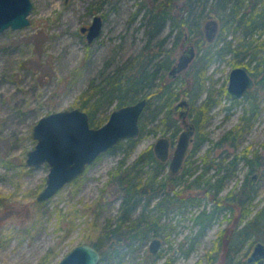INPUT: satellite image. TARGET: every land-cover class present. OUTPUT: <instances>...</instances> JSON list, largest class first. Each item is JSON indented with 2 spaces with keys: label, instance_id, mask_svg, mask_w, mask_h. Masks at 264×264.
Returning a JSON list of instances; mask_svg holds the SVG:
<instances>
[{
  "label": "rangeland",
  "instance_id": "obj_1",
  "mask_svg": "<svg viewBox=\"0 0 264 264\" xmlns=\"http://www.w3.org/2000/svg\"><path fill=\"white\" fill-rule=\"evenodd\" d=\"M31 1L33 7L28 14V24L0 31V264H55L73 245L98 240L106 222L109 219L115 221L123 194L114 183L112 172L124 152H101L76 180L62 185L48 199L38 200L36 196L44 188L50 166L47 162L37 167L28 164L27 151L35 146L36 138L32 132L39 117L56 109L75 107L77 95L90 81L101 77L104 72L114 71L118 64L136 56L151 34L144 13L154 0ZM208 1L210 4L211 0ZM209 4L205 7L206 15L213 13L218 17L215 11H210ZM94 13L102 15L104 25L99 36L88 42L80 26L88 24ZM206 15L202 17L201 27ZM169 29V24H166L158 33L152 34L149 54L160 51L163 54L158 41L170 32ZM231 35L228 33L227 38ZM173 39L174 33H171L163 45L173 46ZM187 43L174 47L175 59ZM195 47L197 51L196 43ZM232 59L230 53L225 57L217 56L208 68L214 81H211L212 91L218 98L209 111L210 117L206 123L209 138L191 155L193 162L183 163L178 174L187 166L197 172L202 170V156L208 148L210 155L217 159L227 154L230 157L233 153L231 146H215L218 138L239 122L245 104L242 97L237 103L232 102L231 94H224L220 89L233 67ZM191 72L192 64L179 73L178 84H182L183 79L191 78ZM253 87L259 115L252 127L242 134L236 151H249V155L257 152L264 156V90L257 89V85ZM184 96L190 98L184 92L174 103ZM200 101L201 98L196 101L195 109ZM112 108L114 103L103 111L109 114ZM182 108L176 105L174 109L173 117L180 127L175 136L163 133L157 118L149 120L148 130L138 139L132 152L123 158L124 166L132 163L145 148L153 150L154 142L164 135L172 140L170 157L179 132L185 129L180 115ZM190 110L191 106L188 121H192ZM194 142L188 147V156ZM168 162L161 174L170 173ZM238 167L237 175L231 177L223 192L240 182L248 170L244 159ZM261 171L258 175L259 189L254 197V211L264 204V164ZM191 178L189 176L181 186L193 191L195 198L199 199L196 201L192 198L193 201L182 204L179 209L174 206L162 213L161 221L171 224L168 239L162 238L158 251L154 253L148 247L151 236L135 241L132 246L127 245L123 248L126 250L124 264H149L152 260H155V264H164L170 257H173L172 264H194L197 261L198 264L221 263L224 245L218 254L211 250L217 232L229 225L224 212L217 216L194 246L190 245L192 239L187 238V234L191 235L197 229L193 215L203 206L210 209L212 204L211 198L206 197L200 189L188 186ZM136 214L137 211L132 215L135 217ZM254 245L255 242L248 252ZM111 264L119 263L111 261Z\"/></svg>",
  "mask_w": 264,
  "mask_h": 264
},
{
  "label": "trees",
  "instance_id": "obj_2",
  "mask_svg": "<svg viewBox=\"0 0 264 264\" xmlns=\"http://www.w3.org/2000/svg\"><path fill=\"white\" fill-rule=\"evenodd\" d=\"M210 2L209 4L208 0H154L144 13L147 25L151 27V34L143 49L136 56L118 64L114 71L104 72L101 77L90 81L77 95L75 106L88 112L89 121L94 126H99L106 120L109 114L103 110L112 103L114 107H118L141 99L142 96L147 97L139 118L141 129L139 134L122 138L111 146L109 151L120 150L124 152L123 158L128 156L138 139L148 130L149 122L155 118L159 120L158 124L163 133H169L174 137L180 129L176 118L173 117L176 107L174 101L185 92L190 96L189 115L192 116L195 127L193 149L191 154L184 158V163L190 161L191 155L209 138L206 123L210 117L209 111L218 98L212 91L214 81L208 68L217 56L225 57L230 53L233 58L232 65L245 66L253 75L257 89L264 90V0ZM208 4L210 11L217 13L220 23V30L212 42L205 39L201 27V20L206 15L205 7ZM197 6L199 7L196 11ZM212 14H207L206 17ZM166 24H169L170 32L158 41L163 54L161 51L149 54L152 34L158 33ZM171 33H174V44L165 47L163 41ZM228 33L232 34L230 38H227ZM187 41L197 44V53L191 61V78L183 79L182 84H178L180 74L172 76L168 70L175 61L174 47ZM220 89L222 93H228L226 82ZM253 90L254 87L249 88L241 96L245 99V104L239 122L225 131L215 142V146L218 147L231 146L233 153L230 157L227 154L217 159L210 155L208 148L202 156V170L197 172L191 166H187L181 174H178L179 171L161 174L166 161L160 160L150 147L137 155L132 163L124 166V159L119 161L112 172V178L122 190L123 196L115 221L109 219L99 239L91 243L100 251L98 264H111V261L124 264L126 250L123 248L127 245L132 246L137 240H146L149 236L151 239L153 237L168 239L171 224L161 221L162 213L174 206L179 209L182 204L193 201L191 200L195 198L193 191L181 186L189 176L192 178L189 179L188 186L200 189L212 201L210 209L203 206L193 215L197 229L195 233L187 234V238L192 239L190 245L194 246L193 244L198 242V238L212 225L217 216L224 212L230 222L217 232L211 251L214 250L215 254H218L224 245L220 264H255L248 261L246 256L252 243L264 241V204L253 210L254 197L259 189L258 175L262 172L264 156L257 152L249 155V151L245 153L236 151L242 134L252 127L259 115V106ZM200 98V104L195 109V103ZM231 100L237 103L240 97H232ZM242 159L248 167L247 172L240 182L237 181L223 192L231 177L237 175L238 165ZM192 162L191 160L190 163ZM212 169L214 170L211 171ZM154 198L157 200L152 203ZM198 199L195 198L196 201ZM135 211L137 214L134 217L132 214ZM240 253L243 254L239 255ZM172 260L173 257H170L164 264H172ZM149 264H155V260Z\"/></svg>",
  "mask_w": 264,
  "mask_h": 264
},
{
  "label": "water",
  "instance_id": "obj_3",
  "mask_svg": "<svg viewBox=\"0 0 264 264\" xmlns=\"http://www.w3.org/2000/svg\"><path fill=\"white\" fill-rule=\"evenodd\" d=\"M32 7L31 0H0V31L28 24V14ZM103 25L102 15L94 13L89 24L80 26V31L85 32L91 42L99 36ZM219 25V19L214 15L205 18L202 28L208 42L216 37ZM180 52L168 70L173 76L187 68L197 53L193 42L187 43ZM226 82L227 90L233 98L243 96L245 91L255 85L250 70L239 64L230 68ZM146 102L147 97L142 96L141 99L112 108L99 126L91 125L88 112L79 106L56 109L39 117L32 132L36 143L27 151L26 161L36 167L47 162L50 167L44 188L38 192L36 199H48L62 185L80 176L101 152L108 150L122 138L137 136L141 130L139 118ZM177 104L187 105L188 98H181ZM186 112V108L181 110L185 129L179 132L172 155L169 157L171 142L168 136H159L153 145L154 154L160 160L166 161L169 158V169L173 173H177L182 167L193 138L194 127L187 122ZM161 242L160 237H153L148 246L150 251L156 252ZM250 253V261L264 256V242L255 241ZM99 259V249L84 241L73 245L55 264H98Z\"/></svg>",
  "mask_w": 264,
  "mask_h": 264
},
{
  "label": "flooded vegetation",
  "instance_id": "obj_4",
  "mask_svg": "<svg viewBox=\"0 0 264 264\" xmlns=\"http://www.w3.org/2000/svg\"><path fill=\"white\" fill-rule=\"evenodd\" d=\"M89 24V23H88ZM82 33V35H84L85 36V32L83 33V32H81ZM87 37V36H86ZM88 40V39H87ZM89 42V41H88ZM193 42V41H192ZM194 43V42H193ZM178 57V56H177ZM176 60V59H175ZM173 76V75H172ZM184 97H187L188 98V104L187 105H183V106H181V108L182 109H187V112H186V117H188L187 115H188V112H189V107L191 106L190 105V98L188 97V96H184ZM184 97H182V98H184ZM179 106L178 104H177V102L175 103V106ZM180 115H181V111H180ZM181 117H182V115H181ZM182 120H183V117H182ZM187 122H189V123H191L192 125H193V127H194V124H193V122L192 121H188L187 120ZM184 124V123H183ZM185 125V124H184ZM194 130H195V127H194ZM193 134H194V132H193ZM193 134H192V137H193ZM166 136H168V135H166ZM168 138L170 139V136H168ZM194 138V137H193ZM193 138H192V141H193ZM191 141V142H192ZM170 142H172V140L170 139ZM176 142V141H175ZM170 146H171V144H170ZM168 159H166V161H167ZM168 168H169V162H168ZM182 168V167H181ZM180 168V169H181ZM180 169H179V171H180ZM169 171H170V169H169ZM170 172H172V171H170ZM253 175H255V174H253ZM161 241H162V238H161ZM264 242V241H263ZM253 249V248H252ZM158 251V250H157ZM156 251V252H157ZM252 251V250H251ZM250 251V252H251ZM250 252H248V255L246 256V259L248 260V261H250L249 259H248V256L251 254ZM253 263H255V264H264V256H259L258 258H256L255 260H251Z\"/></svg>",
  "mask_w": 264,
  "mask_h": 264
}]
</instances>
